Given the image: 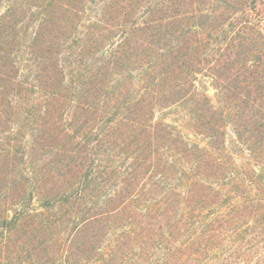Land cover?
Instances as JSON below:
<instances>
[{"label":"trees","instance_id":"obj_1","mask_svg":"<svg viewBox=\"0 0 264 264\" xmlns=\"http://www.w3.org/2000/svg\"><path fill=\"white\" fill-rule=\"evenodd\" d=\"M203 209L206 246L264 230V0H0V264L125 222L149 253Z\"/></svg>","mask_w":264,"mask_h":264},{"label":"rangeland","instance_id":"obj_2","mask_svg":"<svg viewBox=\"0 0 264 264\" xmlns=\"http://www.w3.org/2000/svg\"><path fill=\"white\" fill-rule=\"evenodd\" d=\"M198 83L210 97L215 96L216 91L208 78H200ZM209 210V212L208 209H203L202 213L195 212L193 217L195 223L186 226L188 229H183V235L179 236V239H172L163 245L155 242L149 248V253L143 251L144 246L140 243L133 245L132 240L128 247L125 246L123 253L119 252V248L123 247H118L120 245L116 244V237L120 235V230L125 231L130 228L125 222L123 229L115 231L117 233L109 241L105 240L107 245L106 243L105 246L99 245L97 253L93 251L90 258L80 260L78 264H264V230L259 226H247L245 229L243 226L247 222L243 223V226L240 225V228H243L242 232L237 234L241 241L225 239L222 245H218L219 248L216 243L206 246L204 240L197 241L202 230L198 228L200 226L198 220L215 218L214 210ZM139 217L138 215L137 218ZM154 231L156 233V230ZM203 232L208 234V229ZM110 249L113 254L115 253L114 255L110 254ZM72 261L73 259L64 260L61 264H74ZM55 264L59 263L55 262Z\"/></svg>","mask_w":264,"mask_h":264}]
</instances>
